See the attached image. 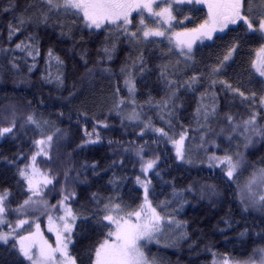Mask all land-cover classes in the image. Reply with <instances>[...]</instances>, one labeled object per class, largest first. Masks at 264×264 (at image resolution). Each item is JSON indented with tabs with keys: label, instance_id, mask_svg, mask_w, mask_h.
Instances as JSON below:
<instances>
[{
	"label": "snow or ice",
	"instance_id": "snow-or-ice-1",
	"mask_svg": "<svg viewBox=\"0 0 264 264\" xmlns=\"http://www.w3.org/2000/svg\"><path fill=\"white\" fill-rule=\"evenodd\" d=\"M5 15L0 80L38 87L41 95L0 107V146L15 148L10 157L0 152V264H159L148 245L187 243L195 251L186 209L204 200L215 207L226 193L242 219L259 218V243L241 260L205 245L211 264H264V157L248 159L250 148L264 146V0H8L0 7ZM49 31L73 49L85 35L100 40L91 67L81 53V82L99 76L117 83L107 95L93 94L92 107L76 83L67 86L65 60L51 46L42 50ZM121 46L127 55L116 73ZM203 48L214 56L198 60ZM151 57L160 62L150 66ZM36 72L38 85L30 79ZM153 73L159 98L149 88L141 102L138 81L148 87ZM189 96L195 108L186 124ZM111 120L132 138L105 140L102 130H117ZM73 129L82 133L74 147ZM104 143L112 152L106 165L78 161ZM173 164L207 169L219 183L178 186L165 178ZM221 223L218 232L231 243L228 231L238 222L229 213Z\"/></svg>",
	"mask_w": 264,
	"mask_h": 264
},
{
	"label": "trees",
	"instance_id": "trees-1",
	"mask_svg": "<svg viewBox=\"0 0 264 264\" xmlns=\"http://www.w3.org/2000/svg\"><path fill=\"white\" fill-rule=\"evenodd\" d=\"M8 0H0V7L6 5ZM19 3L23 5L25 0H19ZM11 19L10 16H0V30H4V26L7 24L8 20ZM80 37L77 36V40ZM103 39L102 37L100 38ZM51 46L55 49L56 53L59 54L66 64L65 73L67 75L66 84L69 88L76 83L77 88L83 92V95L80 97L81 100H84L88 103L89 107H92L91 101L93 94L99 95L100 91L103 90L107 95L112 87L117 83V80L113 78L109 81L106 78H101L97 76L95 79L88 80L85 79L81 82V77L84 76L85 67L83 61L81 60V53L86 52V59L89 61V67L98 59L97 49L100 46V40L90 39L88 36H84V42L81 47L73 49V45L70 41L61 42L57 39L51 31L47 34L42 35V50L46 52L47 48ZM248 47H256L255 44L246 46V51ZM124 46H121V51L117 53L114 57V61L111 65L114 72L119 73L120 66L124 63L127 52L123 50ZM214 49L203 48L201 52L197 54V59L199 60L201 55L208 57L210 54L214 56ZM248 57L244 55L242 57L243 64L242 67H247ZM160 61L156 60L155 57H151L149 60L150 66ZM241 62L238 61L236 67L237 71L241 70ZM45 67L43 60L40 61V68ZM231 75V72H230ZM40 72L33 74L30 79L38 85L39 83ZM148 87H145L144 84L138 81L137 84V99L141 102L147 98V93L149 88H153V96H157L159 89H155L156 76L153 73L148 78ZM119 85L122 89L124 95H127V90L124 89L123 79H119ZM49 87H44L42 93L44 96L49 94ZM33 94L37 98L41 95V90L38 87L28 88L27 86H20L14 89L11 78L0 80V107L6 106L10 103H16L23 100L25 97L27 99H32ZM53 96L56 93H52ZM67 95V93H64ZM157 98H159L157 96ZM187 111L182 113V119L187 124L191 119V113L195 108V99L191 96L188 97V103L186 104ZM98 111L97 109H94ZM152 114V113H149ZM110 124L116 126V131H101V135L105 140L109 137L113 139H131L132 137L122 136L121 131L119 130V121L111 120ZM67 127V121L65 125ZM74 133V142L73 147L76 143H79V137L82 133L77 132L73 129ZM15 151V148L10 144H3L0 146V152L5 156H11ZM112 156L111 150L108 148L107 144L104 143L102 146H97L87 150L85 153L80 154L77 159L78 161L87 160L92 162L93 160L98 161L101 166H104L109 161ZM261 157H264V146L257 143L252 148L249 149L248 159L250 161L256 162ZM171 163V161H169ZM167 167V166H165ZM0 171H6L5 162L0 160ZM14 171V170H13ZM129 175L132 174L131 164L128 165L126 169ZM170 177H165L166 179L174 178L178 186H186L194 181L208 182V183H219L218 179L212 175L207 169L200 170L198 167L192 168H176L173 164L170 169ZM7 175H11V172H7ZM106 179V177H105ZM221 189H224V185H220ZM227 199L223 203H218L215 207H209L208 201H193V206L186 209V214L182 217L188 221V232L191 235L192 241L198 242V248L195 251H189L188 244L184 243L178 247H165V242L162 240L159 244L153 242L147 247V254L149 259L156 258L159 261V264H211V255L206 252L205 245H211L213 250L218 253L227 252L230 256L234 257L237 260L246 259L247 255L251 253V248L254 247L252 241L256 240L259 243L258 238L255 233L259 231L258 225H260V220L256 214L247 215V219H242L239 209L235 203L232 202V197L230 193L225 194ZM191 199V197H190ZM231 213L233 220L237 221L238 224L234 226L233 230L228 231V239L231 240V243L225 241V237L220 235L218 228H223L224 225L221 223L222 218H225ZM247 227L251 232V237H239V232ZM88 240L82 241V246L87 245Z\"/></svg>",
	"mask_w": 264,
	"mask_h": 264
}]
</instances>
